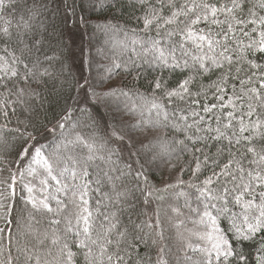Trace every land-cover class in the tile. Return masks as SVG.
<instances>
[{
	"label": "snow or ice",
	"instance_id": "6c2138e0",
	"mask_svg": "<svg viewBox=\"0 0 264 264\" xmlns=\"http://www.w3.org/2000/svg\"><path fill=\"white\" fill-rule=\"evenodd\" d=\"M0 264H264V0H0Z\"/></svg>",
	"mask_w": 264,
	"mask_h": 264
},
{
	"label": "trees",
	"instance_id": "16d2710c",
	"mask_svg": "<svg viewBox=\"0 0 264 264\" xmlns=\"http://www.w3.org/2000/svg\"><path fill=\"white\" fill-rule=\"evenodd\" d=\"M78 62V61H77ZM93 114L96 116V118L98 120H102L105 118V110L103 107H100V106H96L94 109H93ZM166 178V176L164 177ZM153 179L157 182V183H160L162 182V177H161V173L160 172H156L153 176Z\"/></svg>",
	"mask_w": 264,
	"mask_h": 264
},
{
	"label": "rangeland",
	"instance_id": "374dc122",
	"mask_svg": "<svg viewBox=\"0 0 264 264\" xmlns=\"http://www.w3.org/2000/svg\"><path fill=\"white\" fill-rule=\"evenodd\" d=\"M118 79V78H117Z\"/></svg>",
	"mask_w": 264,
	"mask_h": 264
}]
</instances>
